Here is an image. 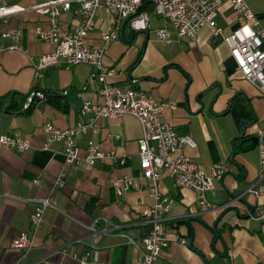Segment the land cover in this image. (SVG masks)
<instances>
[{
  "label": "crops",
  "instance_id": "obj_1",
  "mask_svg": "<svg viewBox=\"0 0 264 264\" xmlns=\"http://www.w3.org/2000/svg\"><path fill=\"white\" fill-rule=\"evenodd\" d=\"M48 2L51 0H0L2 5L16 9L0 19V34L23 30L26 48V52L0 53V97L15 92L28 95L35 89L56 95L53 102L42 99L30 114L0 110V137H28L33 144L25 153L0 145V264H79L89 252L90 260L107 264H140L139 251L128 237L141 242L148 235L151 223L145 212L157 202L152 192L155 184L140 175V121L130 115L101 119L88 133L77 136L81 156L89 141L101 145L105 159L99 158L93 166L69 165L64 141L43 148L48 138L42 129L45 123L69 129L85 120L81 116L85 101L101 102L100 83L88 64L54 67L35 79L41 54L54 49L37 35L39 27H49L50 16L35 7ZM247 5L264 29V0H247ZM61 14L65 27L79 26L80 18L72 11ZM114 19L108 10H99L97 27L88 38L91 46L101 45L100 32ZM216 20L222 36L205 26L198 38L189 42L169 25L170 38L165 41L157 36L165 23L152 16L151 27L145 31H134L127 25L126 40L120 36L113 41L103 59L105 68L113 70L107 77L110 83L145 90L172 105L165 109V119L178 134L191 135L196 143L194 148H185L184 154L193 157L204 171L218 163L229 170L206 192L214 207L208 210L198 205L194 191L176 188L168 177L158 182L156 187L169 209L168 235L174 240L158 264H207L206 260L210 264H264V221L250 216L248 206L255 208L259 202L248 189L259 184L264 187L261 154L258 147L247 148L237 151L231 160L234 142L241 138L243 129L255 144L257 131L264 130V97L238 72L223 42V37L240 24L229 2L224 3ZM215 83L221 84L223 93L210 110L219 93ZM205 92V105H201L197 97ZM255 117L254 126L241 125ZM126 177L132 179V189L118 197L112 181ZM59 178L63 186L57 184ZM47 197L58 203L45 212L44 223L33 239L34 247L29 252L14 249L12 240L32 229L36 200ZM233 199L236 201L230 205ZM260 202L264 205V196ZM212 229L221 233L216 240ZM178 238L193 240L194 249L181 245L175 240Z\"/></svg>",
  "mask_w": 264,
  "mask_h": 264
},
{
  "label": "built area",
  "instance_id": "obj_2",
  "mask_svg": "<svg viewBox=\"0 0 264 264\" xmlns=\"http://www.w3.org/2000/svg\"><path fill=\"white\" fill-rule=\"evenodd\" d=\"M225 2L232 6L233 13L240 20L239 27L223 37L225 46L235 59L237 70L251 85L258 89L264 97V29L260 26V19L247 5V0H51L35 7L37 12L49 14L48 28L37 30L39 40L54 45L51 52L41 54L35 66V79L44 76L49 69L62 68L67 65L88 64L95 69V78L100 83V103L85 101L82 105L81 116L86 117L83 122L69 129H61L52 123H45L43 132L48 138L43 148L49 149L57 141L65 142V156L69 165L86 163L93 166L100 158L105 159L101 145L93 140L89 141L88 148L83 156L76 144V137L88 133L96 127L101 119H110L130 115L137 118L143 130L139 139L140 175L153 182L152 192L157 198L156 204L145 212L151 230L141 242L128 237V241L139 251L140 264H158V259L164 250L174 241L168 235L166 214L168 206L166 199L160 196L157 184L168 177L176 188H187L197 194V202L204 210L213 209L207 199V191L214 188L216 182L222 181L229 172L224 163L212 166L209 172L204 171L193 159L183 153L187 147H196L191 135H180L165 119L164 112L172 105L156 99L150 92L138 88L123 89L108 81L113 70H107L103 59L110 44L118 40L124 22L134 31H145L151 27L152 16L160 18L165 26L159 28L157 36L162 40L170 38L168 26H175L178 35L194 42L199 31L205 26H211L214 34L222 36V28L218 25L217 17ZM106 9L114 16L113 23L100 32L102 43L100 46H91L89 36L96 29V17L99 10ZM145 9V10H144ZM16 11L0 3V19L9 17ZM72 11L80 18L79 26L65 27L62 23V12ZM24 32L21 29L8 30L0 34V53L9 51L26 52L23 42ZM24 108H27L35 99H47V95L40 90H33ZM89 114L92 116L87 117ZM264 176V130L259 129L256 135ZM0 145L25 153L31 150L32 139L1 136ZM261 177V178H262ZM38 183V180H35ZM132 179L118 178L112 181L115 194L118 197L125 195L132 189ZM57 184L63 186L59 178ZM257 198L258 203L250 216L264 221V205L260 198L264 196V187L253 185L249 189ZM57 200L53 197L37 199L31 217V230L12 240V247L21 252H29L34 247V237L44 223L47 209H55ZM92 232L96 229L90 227ZM180 244L187 245L185 238ZM91 252L81 259L79 264H107L90 260Z\"/></svg>",
  "mask_w": 264,
  "mask_h": 264
},
{
  "label": "trees",
  "instance_id": "obj_3",
  "mask_svg": "<svg viewBox=\"0 0 264 264\" xmlns=\"http://www.w3.org/2000/svg\"><path fill=\"white\" fill-rule=\"evenodd\" d=\"M44 93L47 95L46 100L49 102H53V98H55L56 95L53 96V95L48 94L46 92H44ZM29 94L24 95V94H19V93L15 92V93H9V94L3 95L2 97H0V110L6 111L8 113L18 111V112L30 114L34 110L35 105L38 102H40L41 99H35L33 102H31L29 104V106L27 108H24V106L27 103V100L30 96ZM234 144H235V149H234L235 151H244V149L256 147L255 142H253V138L248 137L246 135H244L242 138L236 139ZM249 210H250L249 212L251 213L250 208H249ZM254 210H255V208H254ZM212 231L215 234L214 240L218 239L220 237L221 233H219V231L217 229H212Z\"/></svg>",
  "mask_w": 264,
  "mask_h": 264
},
{
  "label": "water",
  "instance_id": "obj_4",
  "mask_svg": "<svg viewBox=\"0 0 264 264\" xmlns=\"http://www.w3.org/2000/svg\"><path fill=\"white\" fill-rule=\"evenodd\" d=\"M127 22H128V20H126L125 22H124V26H123V28H122V31H121V37L123 38V40L125 41L126 39L124 38V33H125V29H126V26H127ZM131 71L129 72V76L131 77ZM214 88L215 87H218L219 88V93L217 94V95H215V97L213 98V102L210 104V106H209V109L210 110H212V108H213V106H214V104H215V102L217 101V99H218V97H220L221 96V94L223 93V87L221 86V84L220 83H215V85L213 86ZM207 93L205 92V93H202V95L201 96H199V97H197V101H199L200 103H201V105H205V102L202 100V97L204 96V95H206ZM256 122H257V117H255V119H254V121L253 122H251V123H249V122H247V121H243L242 122V126H246V125H252V126H254L255 124H256ZM245 135V129H243V132H242V136H241V138L243 137ZM254 140L255 141H257V139L256 138H254ZM237 151H233V155L231 156V160L233 161V159H234V157L237 155ZM244 171V175H246L247 174V170L245 169V170H243ZM234 201H236V199H233V201L230 203V205H232L233 204V202ZM243 202V201H242ZM245 203V202H244ZM249 206V208L251 209V212H253L254 211V207H252V206H250V205H248ZM219 222H217V224H218ZM188 224H190V221H188ZM188 246H189V248H192V249H194V247H193V240H191L190 242H188ZM224 246H225V250H226V253L228 252V247L224 244ZM206 263L207 264H210V262H208L207 260H206Z\"/></svg>",
  "mask_w": 264,
  "mask_h": 264
},
{
  "label": "rangeland",
  "instance_id": "obj_5",
  "mask_svg": "<svg viewBox=\"0 0 264 264\" xmlns=\"http://www.w3.org/2000/svg\"><path fill=\"white\" fill-rule=\"evenodd\" d=\"M170 26H172V25H170ZM175 27V26H174ZM126 33H127V35L128 34H130V29H129V27H127V30H126ZM180 36V35H179ZM182 38V37H181ZM184 39V38H183ZM162 40V39H161ZM185 40V39H184ZM166 41V40H165Z\"/></svg>",
  "mask_w": 264,
  "mask_h": 264
}]
</instances>
